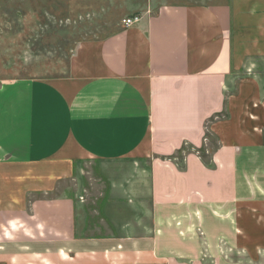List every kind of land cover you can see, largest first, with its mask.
<instances>
[{"label":"crops","instance_id":"1","mask_svg":"<svg viewBox=\"0 0 264 264\" xmlns=\"http://www.w3.org/2000/svg\"><path fill=\"white\" fill-rule=\"evenodd\" d=\"M72 1L141 20L1 83L0 264H264V0ZM89 162L141 164L147 198L110 174V223L88 222L58 189Z\"/></svg>","mask_w":264,"mask_h":264},{"label":"rangeland","instance_id":"2","mask_svg":"<svg viewBox=\"0 0 264 264\" xmlns=\"http://www.w3.org/2000/svg\"><path fill=\"white\" fill-rule=\"evenodd\" d=\"M133 16L124 4L115 2L0 0V85L15 79H51L67 75L80 47L105 38L122 26L125 18ZM215 146L216 143L210 147ZM201 157L209 162L210 155L202 154ZM180 159L177 161L182 163ZM141 168V164L118 165L109 171L103 169L101 163L89 162L78 167L74 178L58 191L79 196L80 202H86L88 222L108 225L110 219L106 218L105 206L113 199L106 184L110 174H132L129 178L135 184L137 198L146 199L149 178ZM130 187V184L120 187L117 196L119 200L125 197L124 206L115 208L126 211L125 202L130 198L125 192ZM137 210L138 205L133 213ZM93 215L96 218H91ZM199 235L204 236L201 231Z\"/></svg>","mask_w":264,"mask_h":264},{"label":"trees","instance_id":"3","mask_svg":"<svg viewBox=\"0 0 264 264\" xmlns=\"http://www.w3.org/2000/svg\"><path fill=\"white\" fill-rule=\"evenodd\" d=\"M193 150V148H190V149H187V147L186 146H183L182 147V149H180L178 152H177V154H175L173 157H171L170 159H180V158H183V156H184V154L185 153H188V152H190V151H192ZM194 151H198V152H200V155L202 154V153H204V149H200V150H194ZM179 156V157H178ZM203 158V157H202ZM204 159V158H203ZM207 164H209V162H207Z\"/></svg>","mask_w":264,"mask_h":264},{"label":"built area","instance_id":"4","mask_svg":"<svg viewBox=\"0 0 264 264\" xmlns=\"http://www.w3.org/2000/svg\"><path fill=\"white\" fill-rule=\"evenodd\" d=\"M140 20H141V18L139 16H133V17L125 18L122 21V25L125 28H130V27L134 26L135 24H137Z\"/></svg>","mask_w":264,"mask_h":264}]
</instances>
